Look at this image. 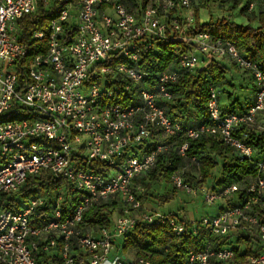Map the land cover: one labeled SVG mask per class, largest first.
I'll list each match as a JSON object with an SVG mask.
<instances>
[{
	"label": "built area",
	"instance_id": "obj_1",
	"mask_svg": "<svg viewBox=\"0 0 264 264\" xmlns=\"http://www.w3.org/2000/svg\"><path fill=\"white\" fill-rule=\"evenodd\" d=\"M196 1L0 0V196L18 192L30 175L49 172L72 185L80 199L70 214L63 190L31 199L20 212L0 211V264H39V253H58L62 264H151L123 251L125 236L140 223L169 227L177 236L203 234L207 245L191 252L185 264H237L239 237L252 242L244 264H264V152L258 155L236 136L242 130L264 132V72L231 41L190 33L189 11ZM246 1L249 13L264 6V0ZM63 3L48 33H34L33 39L46 40L47 51L23 67L26 85L19 91L17 64L27 51L18 41V22L41 4ZM160 41L192 44L194 50L154 78L140 63ZM213 59L229 60L252 77L253 105L226 114L217 89H211L208 123L186 127L173 121L164 103L173 100L181 72L205 68ZM127 96V104L117 101ZM23 115L28 118L19 119ZM203 136L253 162L257 177L218 190L210 182L190 184L186 171L200 173L190 142ZM172 148L184 167L172 174L170 185L218 203L216 215L191 221L140 200L145 191L136 181ZM106 203L117 206L110 227L85 223L91 208ZM42 207L51 208L53 218L35 227L31 215Z\"/></svg>",
	"mask_w": 264,
	"mask_h": 264
},
{
	"label": "trees",
	"instance_id": "obj_2",
	"mask_svg": "<svg viewBox=\"0 0 264 264\" xmlns=\"http://www.w3.org/2000/svg\"><path fill=\"white\" fill-rule=\"evenodd\" d=\"M233 1L237 5L243 0ZM64 5L65 3L60 6L41 4L35 13L24 17L18 22V41L25 46L27 51L26 57L17 64L19 91H22L26 85L23 67L29 65L36 56L45 54L47 51L46 40L41 42L33 39L34 33L43 31L47 34L51 21L60 15ZM246 11H248V4L242 10V13ZM260 11L258 17L260 25L258 28L240 26L225 18L211 20L207 24L200 25L198 12H196V28H191L190 33L193 36L198 33H208L215 39L231 41L246 58L257 61L260 69L264 72V10ZM193 50L192 44L172 41L156 42L152 51L143 54L140 63L141 68L150 72L156 78L159 73L167 70L174 63L176 64L182 54ZM232 65L239 69L234 63ZM229 73L230 68L224 60L214 59L203 69L197 68L194 71L181 72L180 79L174 86L173 100L164 103L168 115L173 121L180 122L186 127H195L208 123L207 106L210 91L211 89H220V87L228 84ZM117 87L122 90L120 85L117 84ZM115 91L117 93L120 92L116 89ZM252 92L254 93L253 100L251 102L247 101L244 106L237 101L230 107L221 109L226 114L246 112L251 108L255 100V83ZM129 99L130 96H127L124 100L117 99V101L127 104ZM21 109L27 111L26 108ZM21 118H28V116L23 115L19 119ZM236 136L246 144L253 146L258 151V155L264 152V132L254 134L242 130ZM164 143L172 144L168 140ZM181 143L177 141L176 146ZM154 147L153 144L149 145L147 152L154 150ZM189 155L197 157L200 162L201 180L191 174H185V177L193 186L210 182V188L214 190L225 189L233 184L241 183V181L256 178L258 175L256 165L253 162L242 159L232 149L211 136H203L199 140L191 141ZM183 167L184 162L177 155L174 148L169 153L162 155L157 167L149 175L136 181V185L141 186L145 191L144 195L139 196L140 200L144 204L152 202L149 192L152 190L153 184L163 181L170 184L172 174ZM59 190H63L65 193L66 210L69 211V214L73 213L76 207L80 205L77 192L72 185L49 172L30 175L18 192L2 194L0 196V211L12 210L20 212L26 208L31 199L37 198L42 194L51 195ZM116 207L115 203H106L91 208L84 215V221L88 225L110 227L116 218L114 211ZM52 214L49 207L36 209L31 215V225L42 227L48 224L53 218ZM168 214L173 213L169 212ZM183 216L187 218L186 215L183 214ZM238 239H236V242H239L240 248L235 249L237 252L236 263L244 264L246 257L252 253V242L250 237H239ZM242 239L246 242H242ZM236 242L232 240L229 244ZM206 245L205 237L201 233L195 236L189 231L183 236H177L169 227L140 223L131 233L125 236L123 251L125 253L134 252L137 261L144 259L150 261L151 264H185L191 252L202 250ZM37 259L39 264H62L58 253H39L37 254Z\"/></svg>",
	"mask_w": 264,
	"mask_h": 264
},
{
	"label": "rangeland",
	"instance_id": "obj_3",
	"mask_svg": "<svg viewBox=\"0 0 264 264\" xmlns=\"http://www.w3.org/2000/svg\"><path fill=\"white\" fill-rule=\"evenodd\" d=\"M247 4L248 1L246 0L237 5L233 0H197L189 11L190 18H192L189 23L191 28H196V12H198L200 25L207 24L211 20L225 18L240 26L258 28L260 25L258 17L260 10H264V6H259L254 13L248 11L242 13ZM224 61L230 65L233 64L229 60L225 59ZM198 69H203L202 64L198 65ZM227 81L228 84L220 87V89L217 88L221 108L230 107L237 101L244 106L253 94L251 78L243 70L233 68ZM103 84H105V81H103ZM261 120L263 121L264 117ZM186 174H191L197 179L200 177L199 171L194 168L187 170ZM149 195L152 202H146L145 206L147 208L162 213L172 212L181 216L184 214L191 221H200L204 217L216 215L220 206L218 203L213 205L206 203L204 195L200 192L188 195L185 192L174 190L170 184L164 181L154 183Z\"/></svg>",
	"mask_w": 264,
	"mask_h": 264
},
{
	"label": "crops",
	"instance_id": "obj_4",
	"mask_svg": "<svg viewBox=\"0 0 264 264\" xmlns=\"http://www.w3.org/2000/svg\"><path fill=\"white\" fill-rule=\"evenodd\" d=\"M225 63H226L227 66L230 68V73L232 72V69H233V68L237 69V68L234 67L233 65H230L228 62L225 61ZM230 73H229V74H230ZM244 73H245V72H244ZM245 74L248 75L247 73H245ZM248 77L251 78L250 75H248ZM251 83H252V88L254 89V82H253L252 78H251ZM253 98H254V93L251 95V97H250V99H249L248 102H251V101L253 100ZM149 209H150V208H149Z\"/></svg>",
	"mask_w": 264,
	"mask_h": 264
}]
</instances>
